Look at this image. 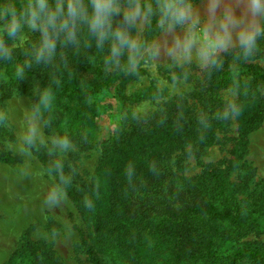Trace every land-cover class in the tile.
Returning a JSON list of instances; mask_svg holds the SVG:
<instances>
[{
	"label": "rangeland",
	"instance_id": "374dc122",
	"mask_svg": "<svg viewBox=\"0 0 264 264\" xmlns=\"http://www.w3.org/2000/svg\"><path fill=\"white\" fill-rule=\"evenodd\" d=\"M22 32L25 39L4 42L9 52H34L39 33L29 31L26 25ZM153 38H159L155 31L146 36ZM67 51L68 46L57 44L55 56L60 63ZM107 54L108 48L98 63L105 72L117 69L105 64ZM247 62L264 68V51ZM205 71L194 63L183 70L162 63L157 75H149L144 68L139 75L129 70L87 99L76 95L71 100L54 94L52 86L41 88L51 90L52 103L92 102L98 109L92 117L98 137L108 139L110 144L126 140L131 153L150 166L184 178L202 176L212 167L220 169L225 181L236 188L232 201L249 209L264 184V113L251 129L239 135L234 116H222L227 103L236 102L239 93L229 88L208 90ZM42 74L21 77L11 85L5 83L6 76L0 81V264H89L80 243L81 238H95L85 198L92 191L91 181L94 186L102 184L93 170L108 142L86 141L74 131L66 136L72 145L70 150L53 149V141L59 137L54 132L57 114L53 113L46 119L37 117L42 137L30 148L31 156L20 151ZM64 80L68 84L67 78ZM259 98L264 107V93L259 92ZM50 150L53 155H49ZM54 160L62 161L70 183L64 186L66 197L58 205H49L46 196L55 175L49 168ZM73 191L79 194L81 204L71 198L69 192ZM257 228L237 242L264 244V223ZM227 247L229 242L222 244L221 250ZM13 250L21 255L13 258ZM98 256L110 263L108 255ZM238 264L253 263L244 260Z\"/></svg>",
	"mask_w": 264,
	"mask_h": 264
},
{
	"label": "trees",
	"instance_id": "16d2710c",
	"mask_svg": "<svg viewBox=\"0 0 264 264\" xmlns=\"http://www.w3.org/2000/svg\"><path fill=\"white\" fill-rule=\"evenodd\" d=\"M12 2L19 6L23 0ZM150 32L145 31L144 37ZM4 38V42L10 40L7 35ZM90 39L91 47L83 41L78 48L69 45L63 63L54 56L49 63L37 64L34 52H9L10 59L0 54V81L6 76L5 83L11 85L21 77L42 72L40 88L52 86L57 96L73 100L76 95L85 99L96 95L127 72L100 69L98 63L108 45L101 51L95 39ZM258 45L256 55L264 51V36L258 38ZM221 55L223 67L206 70L204 79L208 90L229 88L239 93L235 103L240 114L233 119L242 135L264 113L259 98V92L264 93V68L238 58V49ZM18 68L23 69L22 76L17 74ZM36 101L37 97L33 98V108ZM97 111L92 102L67 105L55 101L39 117L46 119L56 113L54 132L59 137L76 131L80 138L104 145L108 139L98 137L92 122ZM125 142H108L93 170L102 184L94 186L91 181L92 191L85 200L95 238L80 240L89 264H106L99 253L109 256V264H238L244 260L264 264L263 243L237 242L264 223V184L252 207L242 209L232 201L236 188L225 181L220 169L212 167L199 177L175 176L136 157ZM69 193L77 204L82 203L78 193ZM225 242L229 247L221 250ZM11 255L19 257L21 252L13 250Z\"/></svg>",
	"mask_w": 264,
	"mask_h": 264
},
{
	"label": "clouds",
	"instance_id": "9594fccd",
	"mask_svg": "<svg viewBox=\"0 0 264 264\" xmlns=\"http://www.w3.org/2000/svg\"><path fill=\"white\" fill-rule=\"evenodd\" d=\"M25 25L39 33L34 47L37 64L51 62L58 43L78 48L83 41L91 47L90 38H94L98 50L108 45L106 65L136 75L141 68L157 75L162 63L182 70L194 63L211 70L222 68L221 54L233 49H238V58L254 57L258 38L264 36V0H23L19 6L5 0L0 3V54L4 58L10 59L4 35L25 39ZM145 31H155L159 38L146 39ZM17 74L22 76L23 69L18 68ZM183 76L186 79L187 72ZM51 103V90L40 88L33 115L22 133L20 151L26 156H31L30 148L42 137L37 117ZM229 114H240L233 101L222 112L225 119ZM71 147L67 137L53 141V149L61 152ZM53 154L50 150L49 155ZM49 172L55 175L46 203L58 205L66 197L64 186L70 178L60 160L53 161Z\"/></svg>",
	"mask_w": 264,
	"mask_h": 264
}]
</instances>
